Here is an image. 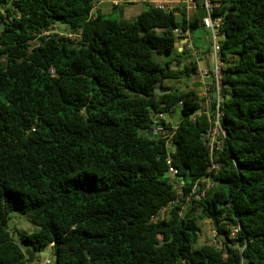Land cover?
Instances as JSON below:
<instances>
[{"label":"trees","instance_id":"obj_1","mask_svg":"<svg viewBox=\"0 0 264 264\" xmlns=\"http://www.w3.org/2000/svg\"><path fill=\"white\" fill-rule=\"evenodd\" d=\"M94 1L0 0V264L49 246L55 264H264V0H215L227 136L213 159L208 117H191L199 94L165 83L195 72L174 29L202 20L147 7L121 23ZM159 79L170 93L154 94ZM180 102L172 164L187 194L214 179L200 200L179 196L165 141L147 133ZM14 211L38 227L18 232L27 248ZM199 220L223 247L197 246Z\"/></svg>","mask_w":264,"mask_h":264},{"label":"built area","instance_id":"obj_2","mask_svg":"<svg viewBox=\"0 0 264 264\" xmlns=\"http://www.w3.org/2000/svg\"><path fill=\"white\" fill-rule=\"evenodd\" d=\"M100 0L94 1V8H98ZM182 2L190 5L191 7L197 3L196 0H181ZM113 5L118 6L121 4H135L144 3L147 7H154L157 9L170 11L173 10L171 3L161 0H111ZM200 4L205 10V15L202 17V25L208 30L210 34V50L208 53V62L206 66H200L197 62V67L195 72L192 74L194 82L201 84L202 92L200 96V108L193 113L191 116L193 120L198 117L206 115L210 122V126L204 133V138L209 147V152L211 159H213L215 150L220 149L223 142L227 136V132L223 127L222 118L224 116L223 106L225 103V91L223 83V62L221 60V35L224 20L222 16H215L216 9L219 7V3L215 0H200ZM189 31L183 30L182 27H177L174 29V34L179 39L183 40L184 43L181 46L182 50L191 51L193 57L199 58L200 53L195 48L193 42L189 39ZM81 35L78 31L76 34L69 33L66 37L71 40L77 41ZM182 102L179 103V107ZM175 111H170L169 113H158L155 114L153 118V125L150 128L153 135L164 140L167 145L168 151V171L167 176L169 181L176 184L177 191L180 197L186 198L187 200L194 199L200 200L203 198L211 188L215 186L214 179L209 176H203L197 180V182L192 187L190 193H185L182 190V185H184L183 176H179L178 169L172 164V154L175 153L174 144V132L178 124H174L171 118H167L168 115H172ZM219 165L213 163L212 169L218 168ZM161 213H166V208L161 210ZM164 216V215H163ZM157 219V217H153Z\"/></svg>","mask_w":264,"mask_h":264},{"label":"rangeland","instance_id":"obj_3","mask_svg":"<svg viewBox=\"0 0 264 264\" xmlns=\"http://www.w3.org/2000/svg\"><path fill=\"white\" fill-rule=\"evenodd\" d=\"M120 6H122L121 9H125V11L128 13H133L136 9L135 4H126V5H120ZM101 7H102L101 11L106 17L116 18L119 21H121V17H120L121 12H119L118 9L111 10V5L108 3L101 5ZM93 12H96V10H94ZM180 18H181L180 16H177L178 20ZM129 21H132V19ZM55 27H56V31L59 32L60 35H64V36L69 35V31L65 25H58V27L57 26ZM192 33H193V36L197 38L198 40L197 42H199V44H204L206 42L207 46L208 47L210 46V43L207 40L206 31L203 28L199 27V28L193 29ZM178 43H179V40H178ZM200 48L204 50L203 47H200ZM172 55H174V53H172L171 55H167V56L165 55L158 56L157 60L163 61L164 59H167L168 57ZM231 56H232L231 58H233L234 60L237 58V56L235 55H231ZM165 83L167 85H175L183 89H192V90H195L199 94L202 92L201 84L198 82H194L192 77L187 78V79L185 78L183 80L175 81V82L171 80H167ZM171 114L172 115H168L167 118H171L175 125L178 124L180 116H181L180 107L179 108L177 107L176 112L171 113ZM163 215L165 214L163 213L160 214L161 217ZM199 226H200V236H199L197 246H201L204 244H215V243H217L218 246L220 247L224 246L223 239L217 235L213 225L211 224V222H209V220H199ZM9 227L12 230L15 229L13 231L14 236L21 245L23 243L20 239L18 232L33 233L36 230H38V227L34 225L25 215L21 214L19 211H14L13 213H11L10 220H9ZM23 247L27 248L28 246L26 244H23ZM32 264H55V256H54L52 247L49 246V247L36 251L35 260Z\"/></svg>","mask_w":264,"mask_h":264},{"label":"crops","instance_id":"obj_4","mask_svg":"<svg viewBox=\"0 0 264 264\" xmlns=\"http://www.w3.org/2000/svg\"><path fill=\"white\" fill-rule=\"evenodd\" d=\"M161 1H166L171 3L173 10L176 13V17L180 16L181 18L179 19V21L182 19V14L185 15L186 19H188L189 21H194V20H202V17L205 15V10L202 7V5L200 4V0H196L197 3H195L194 6H190L187 5L186 3L182 2L181 0H161ZM110 4L111 5V10L113 9H118L119 12H121L120 17H121V23H126L129 20H133L135 19L142 11H144L147 8V5L144 3H135L136 5V9L133 13H128L125 11V9H121L122 6L118 5L117 7H115V5H113V3L111 2V0H100L99 4H98V8L96 9V11L98 10H102L101 5L103 4ZM121 5H126V4H121ZM125 8V7H124ZM102 12V11H101ZM178 20V19H177ZM201 28H203L206 31L207 34V40L208 42H210V34L208 32V30H206L202 24H200ZM193 30V29H192ZM192 30L189 31V39L193 42V44L195 45V48L197 49V51L200 53V57L196 58L193 57V53L191 51H187V55H190L191 59L194 60L195 62H198L200 66H206L209 64L208 62V53L210 50V47L207 46L206 42L204 44H199V42H197V38L193 36ZM200 47H203L204 50H202ZM179 51H181V47L178 48Z\"/></svg>","mask_w":264,"mask_h":264},{"label":"water","instance_id":"obj_5","mask_svg":"<svg viewBox=\"0 0 264 264\" xmlns=\"http://www.w3.org/2000/svg\"><path fill=\"white\" fill-rule=\"evenodd\" d=\"M181 44L184 43L183 40L180 41ZM163 79H159L156 84H155V89H154V94L157 95H164L166 93H170L172 90L166 88L165 86L162 85ZM147 133L153 137V132L151 129H148ZM27 255L29 257V263H33L35 260V251L28 249L27 250Z\"/></svg>","mask_w":264,"mask_h":264}]
</instances>
